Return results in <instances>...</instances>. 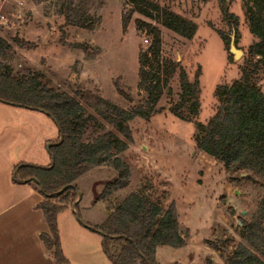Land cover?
I'll list each match as a JSON object with an SVG mask.
<instances>
[{"label": "rangeland", "instance_id": "obj_1", "mask_svg": "<svg viewBox=\"0 0 264 264\" xmlns=\"http://www.w3.org/2000/svg\"><path fill=\"white\" fill-rule=\"evenodd\" d=\"M149 1L194 23L197 26L194 38L187 40L145 18L127 0H92V14L101 18L95 31L65 27L59 0L42 5L26 1L22 8L10 0L7 11L15 27L0 28V36L13 49L12 66L16 73L40 70L52 88L72 95L86 108L91 121L85 142L113 133L129 146L118 156L130 169L128 187L94 205L98 193L119 175L106 167L91 171L76 182L79 198L69 205L77 208L75 218L82 224L86 218L95 221L133 193L149 196L165 209L175 205L180 230L186 238L183 248L160 247L157 263L227 264L243 242L240 236L243 222H249L257 211L264 185L246 172L227 173L221 163L197 149L195 136L198 125H207L217 112L218 87L241 79L249 49L257 42L250 33L245 9L252 0H226L230 13L239 20L236 47L244 56L238 60L229 53L234 31L223 20L219 0ZM19 14L23 22L13 18ZM124 18L129 20L125 31ZM151 28L160 32L163 59L179 64L191 83L200 73L201 107L196 117L189 116L186 107L182 111L185 120L173 113L181 95L178 72L156 108L158 114L149 121L136 118L128 124L130 142L98 112H106L103 101L127 111L143 104L139 53L151 47ZM216 31L228 37L227 45ZM27 37L33 43H26ZM15 40L25 42L26 46H17ZM253 82L264 93V73L260 71ZM47 118L56 133L52 139H56L59 130ZM120 246L115 243L113 251Z\"/></svg>", "mask_w": 264, "mask_h": 264}, {"label": "trees", "instance_id": "obj_2", "mask_svg": "<svg viewBox=\"0 0 264 264\" xmlns=\"http://www.w3.org/2000/svg\"><path fill=\"white\" fill-rule=\"evenodd\" d=\"M27 1L42 5L55 0ZM59 1L65 27L95 31L101 24V18L92 14V0ZM127 4L138 14L160 23L180 37L192 40L196 35L197 26L194 23L161 9L154 2L127 0ZM219 4L224 22L236 34L237 44L239 20L230 13L226 0H219ZM245 9L250 33L257 42L249 49L241 79L218 87L217 112L207 125H198L195 143L199 151L221 163L227 173L246 172L264 185V93L253 82L260 71L264 73V0H252L251 5H245ZM128 23V18H124V31ZM216 32L227 45L228 37L220 31ZM151 33V47L139 53L138 77L139 89L145 93L143 104L127 111L103 101L106 112H98L130 142L128 124L136 118L149 121L158 114L156 108L178 72L181 95L173 113L185 120L182 111L186 107L191 117L198 116L201 107L200 73L191 83L179 64L162 58L159 30L151 28ZM14 43L21 48L26 46L19 40ZM14 61L11 45L0 36V103L41 112L59 130L58 142L48 150L51 165L47 168L17 166L14 178L18 183L33 184L44 198L39 209L51 235H44L41 239L48 250L54 251L55 259L65 264L58 217L78 200L76 182L95 169L106 167L115 170L118 179L107 184L96 201L109 200L129 185L130 169L118 158L129 146L113 133L85 142L84 136L91 121L86 108L72 95L52 88L50 82H45L42 71L28 69L24 73H16L12 66ZM120 94L130 99L124 93ZM87 227L102 236L103 252L112 264H159L156 261L158 248L180 249L186 246L175 205L165 209L153 198L137 193L109 211L103 225ZM240 236L243 242L235 248L227 264H264V196L251 220L243 222ZM118 242L121 246L114 252L113 245Z\"/></svg>", "mask_w": 264, "mask_h": 264}, {"label": "crops", "instance_id": "obj_3", "mask_svg": "<svg viewBox=\"0 0 264 264\" xmlns=\"http://www.w3.org/2000/svg\"><path fill=\"white\" fill-rule=\"evenodd\" d=\"M33 41L26 39V43ZM47 117L0 103V264H63L41 239L51 235L39 209L44 198L33 184L18 183L14 178L17 166L51 165L49 146L56 144L59 137L52 139L56 133ZM76 212L75 206L67 207L58 217L65 264H112L103 252L102 236L87 227L103 225L109 212L95 221L86 218L83 224L75 218Z\"/></svg>", "mask_w": 264, "mask_h": 264}, {"label": "built area", "instance_id": "obj_4", "mask_svg": "<svg viewBox=\"0 0 264 264\" xmlns=\"http://www.w3.org/2000/svg\"><path fill=\"white\" fill-rule=\"evenodd\" d=\"M8 1L10 0H0V28H14L15 27V23L11 20L12 16L7 11ZM12 1H15L16 5L22 8L25 6V3L27 0H12ZM13 18H15V20L17 21L23 22V18L20 14L13 16ZM146 43L147 44L149 43V39L146 40Z\"/></svg>", "mask_w": 264, "mask_h": 264}, {"label": "water", "instance_id": "obj_5", "mask_svg": "<svg viewBox=\"0 0 264 264\" xmlns=\"http://www.w3.org/2000/svg\"><path fill=\"white\" fill-rule=\"evenodd\" d=\"M229 53H230V55L234 56L235 60H238L240 57L244 56V53L241 50H238L236 47L235 32H234L233 37L231 38Z\"/></svg>", "mask_w": 264, "mask_h": 264}]
</instances>
